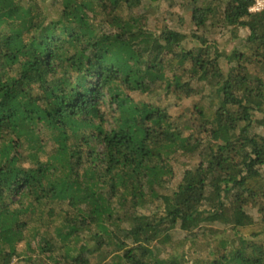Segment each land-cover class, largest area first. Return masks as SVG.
Instances as JSON below:
<instances>
[{"label":"trees","instance_id":"obj_1","mask_svg":"<svg viewBox=\"0 0 264 264\" xmlns=\"http://www.w3.org/2000/svg\"><path fill=\"white\" fill-rule=\"evenodd\" d=\"M252 1L181 0L182 33L151 28L144 0H0V264L21 241L26 264H191L182 250L202 240L196 264H264ZM221 27L248 32L231 55L210 38ZM160 84L192 106L151 102Z\"/></svg>","mask_w":264,"mask_h":264},{"label":"rangeland","instance_id":"obj_2","mask_svg":"<svg viewBox=\"0 0 264 264\" xmlns=\"http://www.w3.org/2000/svg\"><path fill=\"white\" fill-rule=\"evenodd\" d=\"M180 2L181 0H144L142 12H145L148 17V25L151 28H154L156 24H162L164 25L162 27L164 31L174 30L182 33H188L192 28L188 17L189 13L187 10H185V6L181 5ZM51 13L53 12L51 11ZM229 30L230 28L221 27V30H217L215 33L210 34V38L218 42L221 53L226 56L233 53L235 48H237L241 40L245 38L248 33L245 28H238V38H232ZM226 65L227 64L225 62V66ZM162 88L163 86L160 84V86H157V88L153 89V93L150 96L151 102L160 106L161 108H165L172 116L180 115L192 106V99H173L172 97H169ZM144 97V95H135V98ZM261 132L264 134V129H261ZM187 165L188 161L186 159H174L173 166L175 175L171 181L170 189L175 188L183 173V170L187 167ZM249 211L253 215L254 219L259 218V213L257 212L256 208L249 209ZM215 227H218L219 231L222 228L220 225H216ZM52 229V225L50 224L49 230ZM219 231H217V235H215L214 238V243H212L211 246H216L219 244L221 239V234ZM181 236L182 234H178V237L175 235L176 238H181ZM260 240H264V233L262 234ZM16 247L19 256H14L10 263L26 264V259L24 258L35 256L33 251L29 252L26 249L24 241L19 242ZM207 248L208 247H206L205 240H202L199 243L194 242L190 248L184 247L182 251L188 253L187 259H189L191 264H196L201 260L202 257L207 255Z\"/></svg>","mask_w":264,"mask_h":264},{"label":"built area","instance_id":"obj_3","mask_svg":"<svg viewBox=\"0 0 264 264\" xmlns=\"http://www.w3.org/2000/svg\"><path fill=\"white\" fill-rule=\"evenodd\" d=\"M248 11L250 13H264V0H253L251 6L248 8Z\"/></svg>","mask_w":264,"mask_h":264}]
</instances>
